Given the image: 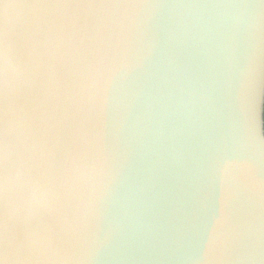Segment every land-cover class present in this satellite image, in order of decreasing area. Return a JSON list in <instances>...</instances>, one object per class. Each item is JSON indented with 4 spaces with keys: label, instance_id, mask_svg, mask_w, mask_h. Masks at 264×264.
Listing matches in <instances>:
<instances>
[{
    "label": "clouds",
    "instance_id": "1",
    "mask_svg": "<svg viewBox=\"0 0 264 264\" xmlns=\"http://www.w3.org/2000/svg\"><path fill=\"white\" fill-rule=\"evenodd\" d=\"M0 264H264V0H0Z\"/></svg>",
    "mask_w": 264,
    "mask_h": 264
}]
</instances>
